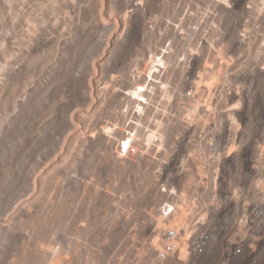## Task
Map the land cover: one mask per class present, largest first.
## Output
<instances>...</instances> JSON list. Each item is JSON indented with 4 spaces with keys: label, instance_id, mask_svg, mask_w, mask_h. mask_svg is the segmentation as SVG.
<instances>
[{
    "label": "rangeland",
    "instance_id": "rangeland-1",
    "mask_svg": "<svg viewBox=\"0 0 264 264\" xmlns=\"http://www.w3.org/2000/svg\"><path fill=\"white\" fill-rule=\"evenodd\" d=\"M152 58L165 61L154 80ZM262 67L264 0H0V264L149 263L156 182L145 160L115 154L137 136L119 105L144 113L153 93L151 146L165 78L194 69L200 103L230 79L239 93L213 119L237 129V114L247 149L264 136Z\"/></svg>",
    "mask_w": 264,
    "mask_h": 264
},
{
    "label": "built area",
    "instance_id": "built-area-1",
    "mask_svg": "<svg viewBox=\"0 0 264 264\" xmlns=\"http://www.w3.org/2000/svg\"><path fill=\"white\" fill-rule=\"evenodd\" d=\"M259 71L264 76V68ZM198 75L193 69L164 79L169 82L171 98H163L160 104L168 114L161 143L155 140L149 146L144 138L153 93L142 115L122 110V102L119 105L123 127L137 136L127 148L120 147L122 156L115 144V154L147 162L165 222L176 221L174 226L157 230L158 247H153L147 264H264V136L246 149L238 136L242 123L237 114V129L232 120L217 125L213 119L216 108L226 103L228 108L240 85L227 79V87L204 86L208 99L200 103L203 90ZM136 80L135 75L130 84ZM244 94L249 99L252 90L244 89ZM259 123L264 125L263 115ZM245 151H249L247 157ZM184 211L187 216L178 219L176 215Z\"/></svg>",
    "mask_w": 264,
    "mask_h": 264
},
{
    "label": "bare ground",
    "instance_id": "bare-ground-1",
    "mask_svg": "<svg viewBox=\"0 0 264 264\" xmlns=\"http://www.w3.org/2000/svg\"><path fill=\"white\" fill-rule=\"evenodd\" d=\"M164 65H165V61H164L163 59L152 58V61H151L150 65H149V68H148L149 71L147 72V78H151V80H154V79H155V74H156V72H158V71H159V68L162 67V66H164ZM129 97H130L132 100H135V99L138 98L137 96H135V94L133 93V91H131V92L129 93ZM135 112H136V113H139L140 115L143 114V113H140L139 111H137L136 109H135ZM232 121H233V120H232ZM148 141H149V142L152 141V135H150ZM129 144H130V140H129V142L127 143V146H128ZM254 181H255V182H258V179L255 178ZM179 205L182 206L181 203H179ZM163 210H164V209H161V210H160L161 214H160V218L158 219V220H159V222H158V227H163V226H165V224H164L163 221L165 220L166 217H165L164 213L162 212ZM176 217H178V219H180V220H184V218L186 217L185 211H184L182 214H178V215H176ZM175 223H176V221H173V220H172L168 225H166V227L174 226ZM155 241L158 243V241H159L158 237H156Z\"/></svg>",
    "mask_w": 264,
    "mask_h": 264
},
{
    "label": "snow or ice",
    "instance_id": "snow-or-ice-1",
    "mask_svg": "<svg viewBox=\"0 0 264 264\" xmlns=\"http://www.w3.org/2000/svg\"><path fill=\"white\" fill-rule=\"evenodd\" d=\"M125 148H127V144L125 145Z\"/></svg>",
    "mask_w": 264,
    "mask_h": 264
}]
</instances>
